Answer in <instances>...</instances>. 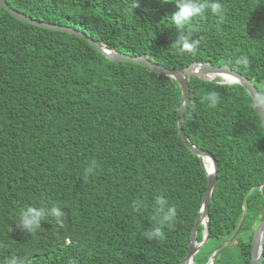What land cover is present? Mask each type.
I'll use <instances>...</instances> for the list:
<instances>
[{"label": "trees", "instance_id": "obj_1", "mask_svg": "<svg viewBox=\"0 0 264 264\" xmlns=\"http://www.w3.org/2000/svg\"><path fill=\"white\" fill-rule=\"evenodd\" d=\"M7 2L168 70L230 68L264 101V0H198L221 12L205 7L180 24L176 0ZM220 82L190 78L184 132L219 165L205 245L219 243L214 264H251L264 218V130L247 90ZM182 102L175 80L20 22L0 1V264H182L209 182L180 135ZM158 200L175 209L171 220L160 222ZM28 209L40 212L32 227ZM156 228L163 235L149 237ZM198 254L194 264H210L213 254Z\"/></svg>", "mask_w": 264, "mask_h": 264}, {"label": "water", "instance_id": "obj_2", "mask_svg": "<svg viewBox=\"0 0 264 264\" xmlns=\"http://www.w3.org/2000/svg\"><path fill=\"white\" fill-rule=\"evenodd\" d=\"M2 9L8 11L15 19L23 22L25 24H29L31 26L39 27L41 29H46L55 32H62L67 33L78 38H81L88 42L93 49L98 52L99 54L103 55L106 59H108L112 63H131L146 68L162 77L170 78L175 80L182 91V116L179 120V132L180 135L185 143V145L201 160L204 170L208 176V188L204 196L203 207L201 210V214L196 222V225L192 232L191 243L189 246V252L185 260L182 264H194V259L196 255L201 251V249L208 243L211 235L210 231V204L213 193L218 183V170L219 165L214 157L213 154L210 152L198 149L193 143L189 140L184 132V121L186 113L189 109L190 105V98H191V91H190V78L200 79L205 82H213L215 80L211 79L212 77H219V76H228L235 80L234 84L224 83L223 78L221 79L220 85H240L247 90L251 98L253 99L259 117L261 119V124L264 130V101L257 90L256 86L254 85L253 81L249 80L248 78L244 77L243 75L231 70L227 67L216 68L210 63H194L190 67L184 70H168L165 67H162L158 64L152 63L147 58L144 57H131L125 54H120L114 51H110L105 47L101 46L97 43L94 39L88 37L85 33L78 31L74 28L68 26H62L52 23H46L38 20H34L18 11H15L11 8L8 4L7 0H0ZM210 158L212 161V170L208 171L204 159ZM264 186H262L263 188ZM244 221L241 223L236 235L234 238L227 242L223 247L229 245L233 240H235L237 234L240 232L241 228L243 227ZM201 226H204V239L202 242L198 241V231ZM218 251L213 254L210 264H214L215 257ZM264 258V218L256 232L253 236V243H252V260L251 264H261Z\"/></svg>", "mask_w": 264, "mask_h": 264}, {"label": "clouds", "instance_id": "obj_3", "mask_svg": "<svg viewBox=\"0 0 264 264\" xmlns=\"http://www.w3.org/2000/svg\"><path fill=\"white\" fill-rule=\"evenodd\" d=\"M205 7H210L213 13L221 12V4L218 2H212L206 5L203 3H199L198 0H176L177 10L174 14V19L177 24H180L182 20H187L195 15L201 14ZM194 48V43H190L187 38L183 40L182 50L192 52ZM243 59L244 58H241V60ZM209 99L211 101V104L215 106V95H212ZM255 106L256 105H254V107ZM89 171H91V168L89 169ZM157 203L160 205V207L157 209L160 222L169 221L175 216V209L164 207L163 200H158ZM52 211L57 216L61 214L58 207H53ZM39 214L40 212L38 210L28 209L22 216L23 223L28 227L36 225L38 223ZM152 235L161 237L163 233L161 232L160 228H156L153 232L149 233V237H151ZM10 264H17V262L15 260H12L10 261Z\"/></svg>", "mask_w": 264, "mask_h": 264}, {"label": "rangeland", "instance_id": "obj_4", "mask_svg": "<svg viewBox=\"0 0 264 264\" xmlns=\"http://www.w3.org/2000/svg\"><path fill=\"white\" fill-rule=\"evenodd\" d=\"M244 236L247 237L246 235H242L241 237L244 239ZM218 246H219V243L217 241L212 240L207 246L201 249V251L198 254L197 259H200V257L206 256L208 254H215L219 250Z\"/></svg>", "mask_w": 264, "mask_h": 264}, {"label": "bare ground", "instance_id": "obj_5", "mask_svg": "<svg viewBox=\"0 0 264 264\" xmlns=\"http://www.w3.org/2000/svg\"><path fill=\"white\" fill-rule=\"evenodd\" d=\"M223 78V81L224 83H228V84H234L235 83V80L231 77H228V76H219V77H212L211 79L213 80H221ZM204 163L208 169V171H211L212 170V161L210 158H206L204 159Z\"/></svg>", "mask_w": 264, "mask_h": 264}]
</instances>
